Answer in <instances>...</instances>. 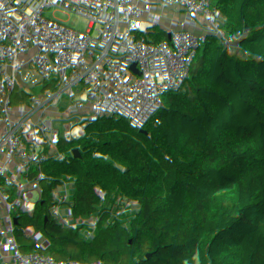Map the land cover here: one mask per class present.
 Returning <instances> with one entry per match:
<instances>
[{"label": "trees", "instance_id": "16d2710c", "mask_svg": "<svg viewBox=\"0 0 264 264\" xmlns=\"http://www.w3.org/2000/svg\"><path fill=\"white\" fill-rule=\"evenodd\" d=\"M51 29L111 68L133 92L161 90L184 163L167 167L119 256L61 250L44 264H264V0H39ZM145 8L148 15L132 13ZM233 36L232 42H226ZM125 171L117 164L113 172ZM242 178V182L240 179Z\"/></svg>", "mask_w": 264, "mask_h": 264}, {"label": "built area", "instance_id": "2783aa9c", "mask_svg": "<svg viewBox=\"0 0 264 264\" xmlns=\"http://www.w3.org/2000/svg\"><path fill=\"white\" fill-rule=\"evenodd\" d=\"M40 12L39 0H0V264H44L61 250L116 258L123 227L139 224L164 169L205 187L206 162L182 161L158 87L133 92L125 68L91 56ZM13 139L45 161L5 149ZM124 142L141 148L123 151ZM117 164L125 171L114 173Z\"/></svg>", "mask_w": 264, "mask_h": 264}, {"label": "rangeland", "instance_id": "374dc122", "mask_svg": "<svg viewBox=\"0 0 264 264\" xmlns=\"http://www.w3.org/2000/svg\"><path fill=\"white\" fill-rule=\"evenodd\" d=\"M122 147L124 148L123 151L127 149L133 152H137L141 148V146L137 144L133 147H130L129 143H125V142L122 144ZM4 148L11 150V151L18 152L21 155L25 156L26 158L31 159L38 163H43L46 159L45 152L41 150L40 148L27 144V143H23L15 139L6 141L4 143ZM133 225L136 226L138 224H133Z\"/></svg>", "mask_w": 264, "mask_h": 264}, {"label": "water", "instance_id": "95a60500", "mask_svg": "<svg viewBox=\"0 0 264 264\" xmlns=\"http://www.w3.org/2000/svg\"><path fill=\"white\" fill-rule=\"evenodd\" d=\"M90 201L95 202V201H94V197H91Z\"/></svg>", "mask_w": 264, "mask_h": 264}]
</instances>
